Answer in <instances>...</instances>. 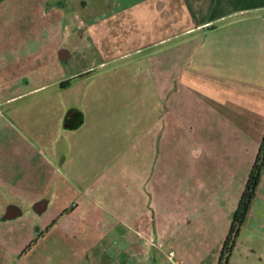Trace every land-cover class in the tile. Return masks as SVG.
I'll use <instances>...</instances> for the list:
<instances>
[{
    "label": "crops",
    "instance_id": "1",
    "mask_svg": "<svg viewBox=\"0 0 264 264\" xmlns=\"http://www.w3.org/2000/svg\"><path fill=\"white\" fill-rule=\"evenodd\" d=\"M98 1L74 17L73 0H0L37 40L0 53V232L21 231L23 264L57 228L103 264L106 226L108 264H175L169 248L210 240L218 264L264 135V0ZM68 198L85 219L42 224ZM250 221L264 241V171Z\"/></svg>",
    "mask_w": 264,
    "mask_h": 264
},
{
    "label": "rangeland",
    "instance_id": "2",
    "mask_svg": "<svg viewBox=\"0 0 264 264\" xmlns=\"http://www.w3.org/2000/svg\"><path fill=\"white\" fill-rule=\"evenodd\" d=\"M64 1V0H63ZM87 1L92 0H73V11L74 17L77 15H81L83 13L84 8L87 6ZM98 1V0H97ZM86 2V3H85ZM99 2V1H98ZM98 4L97 6H101ZM100 9V7H98ZM59 16V11L57 12ZM33 25L30 20H26V22H13L10 21L8 24L5 22L3 23L0 21V53L3 49L7 48H15L14 50H19L24 52L26 58L28 56V52L33 51L37 48V40L32 38L33 34ZM14 36V37H11ZM19 36V37H18ZM18 37V38H17ZM4 57L0 54V81L5 80V76L8 73L5 65L2 63ZM130 72L125 71L124 75H129ZM10 75L11 72H9ZM144 91L145 88H124L122 87V97L125 95H129L133 98L134 96H138L140 91ZM144 93V92H143ZM142 93V95H143ZM147 97H155V93L147 92ZM124 98H122L123 100ZM22 101L14 103L13 105H8V108L13 106H17L18 104L21 105ZM5 113H7V106H4L2 109ZM123 111V109H122ZM122 139H124V135H122ZM76 200L74 198H68L67 205L71 206L64 215H56L55 212L50 211L43 217V223L51 222V223H62L64 220H69L74 223H80L81 219H85V215H82V218L76 212L74 203ZM98 215L102 216V218H107L108 216L101 212ZM10 222V221H8ZM32 217H27L25 220L18 221L19 224H24L25 226L33 224ZM28 228V227H27ZM256 224L254 222H249V224L244 225L241 231V235L239 238V249L241 251L237 252L235 256L232 258L231 264H264V262H260L255 256L252 257L251 260L244 258L243 250L246 247L254 248L255 251L258 249H262L264 251V241L261 237L258 236L256 231ZM13 232H0L1 234H9L7 236V240L4 241V237H0V259L3 260L0 264H23V261L20 262L17 256H11L12 249H15L18 245L17 237L21 235V231H16L12 229ZM37 235L40 233L38 231ZM103 233L102 235L105 236V240L103 241L101 248L105 251V262L103 264L109 263V257L111 252L113 251V232L107 230V226L105 227L104 231H100L99 233ZM10 233L13 234L10 236ZM79 231L73 233V238L76 240L78 239ZM209 233V232H208ZM23 235L25 233L23 232ZM67 235L69 237V231H63L57 228L56 231H53V235L50 237H46L45 239L38 238V242L34 245L28 252L27 258L25 259V264H95L92 259V248L89 247H76L70 244V241L66 242ZM25 237V236H23ZM72 237V236H71ZM218 237L216 236L215 239ZM43 239V240H42ZM15 240V241H14ZM19 240V239H18ZM21 240V239H20ZM19 240V241H20ZM214 240H210L209 244H198L195 242L187 241L184 243L179 244L178 246H173L169 248V252H173L176 254L175 264L176 262H182V264H211L213 253L215 247L212 246ZM16 245V247H13ZM103 246V247H102ZM12 248V249H11ZM101 251V250H99ZM90 252V253H89ZM89 253V255H88ZM170 253V254H171ZM264 253V252H263ZM174 254V257H175ZM82 255L84 256L82 259ZM7 257V259H6ZM9 257V259H8ZM235 258V259H234ZM79 262V260H81ZM164 264V262H163ZM165 264H173L171 261L166 262Z\"/></svg>",
    "mask_w": 264,
    "mask_h": 264
},
{
    "label": "trees",
    "instance_id": "3",
    "mask_svg": "<svg viewBox=\"0 0 264 264\" xmlns=\"http://www.w3.org/2000/svg\"><path fill=\"white\" fill-rule=\"evenodd\" d=\"M263 171H264V135L259 147L258 155L252 166L249 178L247 180L245 190L240 198L238 207L234 213L231 228L223 244L218 264H230L238 240L240 238L242 228L244 227L248 219V215L251 211L253 202L256 198L257 190L261 182ZM38 238H36L27 247L25 252L29 251L34 245L37 244Z\"/></svg>",
    "mask_w": 264,
    "mask_h": 264
},
{
    "label": "built area",
    "instance_id": "4",
    "mask_svg": "<svg viewBox=\"0 0 264 264\" xmlns=\"http://www.w3.org/2000/svg\"><path fill=\"white\" fill-rule=\"evenodd\" d=\"M170 257H171V258H172V257H174V254H173V253H171V254H170ZM177 264H180V263H177Z\"/></svg>",
    "mask_w": 264,
    "mask_h": 264
}]
</instances>
